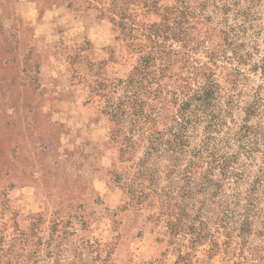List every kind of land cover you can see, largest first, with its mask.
I'll list each match as a JSON object with an SVG mask.
<instances>
[{
  "label": "rangeland",
  "instance_id": "obj_1",
  "mask_svg": "<svg viewBox=\"0 0 264 264\" xmlns=\"http://www.w3.org/2000/svg\"><path fill=\"white\" fill-rule=\"evenodd\" d=\"M188 1L177 26V0H0V264H264V0L249 22L246 0ZM151 50L156 112L217 88L178 168L163 150L144 169L152 126L112 115Z\"/></svg>",
  "mask_w": 264,
  "mask_h": 264
},
{
  "label": "trees",
  "instance_id": "obj_2",
  "mask_svg": "<svg viewBox=\"0 0 264 264\" xmlns=\"http://www.w3.org/2000/svg\"><path fill=\"white\" fill-rule=\"evenodd\" d=\"M258 2L261 3L260 0H246V3L249 5L236 8L235 15H239L244 18L243 20L245 22H249L254 13L253 8ZM177 3V6L170 9L179 13L175 22L177 26H182L186 20L185 18H187L186 11L183 8H185V4L189 7L191 3L188 0H177ZM252 5L253 7L251 8ZM228 14V12H225L226 17ZM149 28L150 33L148 35L150 38L152 37L153 40H156V44H158V39L155 37L159 38L161 35H164L163 32H167L163 30V25H161V23H153ZM224 34L226 37H230L228 32ZM164 36L169 37L168 34ZM176 36L180 35L176 34ZM164 70L165 67H158L156 57L152 50L148 53L139 55L133 69L124 80L119 81V87L122 86V90L118 91L117 94L119 105L116 110L112 109L114 110L112 111L114 121L116 120L115 118L119 120L120 117H123L122 115L131 116V131H144L146 124L152 126L148 134H143L147 142L141 159V164L144 169H147L149 161L157 157L163 150L167 151L170 154V159L172 157L174 160V168H178L179 165L181 166L182 159L180 156L186 152V148L191 144L190 137L192 129H194L191 123V117L196 110L203 106L206 108L214 106V101L216 99V85L213 80L207 78L198 85L197 89L187 90V92L181 91L180 93L179 91H171L172 95H169L170 97L166 95L168 100L167 103L174 108L173 113L169 114L168 112L171 109L170 106L166 107L164 105L156 112L155 109L157 105L155 100H152L157 98L159 93L163 95V89L159 92V85L154 91L151 90L150 87L151 84L158 82V79L165 76L163 73L159 75V71L163 72ZM110 87L115 90L113 83ZM114 92L117 91L115 90ZM152 94L153 97L151 96ZM163 101L166 102L165 99ZM164 115L166 116V121ZM167 120H171L172 122L168 124ZM212 123L213 121L210 119L208 125H213ZM220 168H224L227 171L231 170V167L227 164V158L223 160ZM181 172L189 183L195 184L196 180L201 177L200 174H203V169L200 168L199 163L195 159H190L187 166H185ZM195 175L200 176H197L198 178L195 179L193 178ZM210 180L214 181L213 179ZM263 180L262 176H257L251 190L253 191L256 187L261 186ZM184 211L186 210L184 209ZM170 224L173 229L175 223L170 222ZM244 231L249 232L248 230Z\"/></svg>",
  "mask_w": 264,
  "mask_h": 264
}]
</instances>
